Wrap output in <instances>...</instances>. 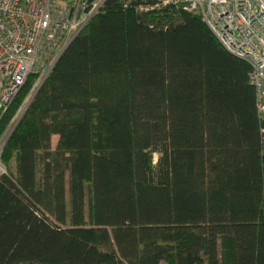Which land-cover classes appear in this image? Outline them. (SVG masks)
Masks as SVG:
<instances>
[{
  "label": "trees",
  "instance_id": "obj_1",
  "mask_svg": "<svg viewBox=\"0 0 264 264\" xmlns=\"http://www.w3.org/2000/svg\"><path fill=\"white\" fill-rule=\"evenodd\" d=\"M251 69L183 0H106L4 146L0 264H264Z\"/></svg>",
  "mask_w": 264,
  "mask_h": 264
},
{
  "label": "built area",
  "instance_id": "obj_2",
  "mask_svg": "<svg viewBox=\"0 0 264 264\" xmlns=\"http://www.w3.org/2000/svg\"><path fill=\"white\" fill-rule=\"evenodd\" d=\"M106 0H0V121L31 74L30 93L0 137V174L7 139L58 58ZM232 53L247 59L264 122V0H183ZM264 156V123L261 128Z\"/></svg>",
  "mask_w": 264,
  "mask_h": 264
},
{
  "label": "rangeland",
  "instance_id": "obj_3",
  "mask_svg": "<svg viewBox=\"0 0 264 264\" xmlns=\"http://www.w3.org/2000/svg\"><path fill=\"white\" fill-rule=\"evenodd\" d=\"M161 156L164 159L165 166L168 168V162H169V159H170V153L168 151H164V152H161V153H159V152L158 153H155V160H158ZM10 165H11L10 168H13L14 167V162L13 161H10ZM112 169H113V172H114V176L115 177L120 176L119 175L120 174L119 173L120 172V170H119L120 169V164L119 163H117V162L115 163L114 162L113 163V166H112ZM167 176H170L169 173L167 174ZM214 251H215V255H218V249H217V247H215Z\"/></svg>",
  "mask_w": 264,
  "mask_h": 264
},
{
  "label": "crops",
  "instance_id": "obj_4",
  "mask_svg": "<svg viewBox=\"0 0 264 264\" xmlns=\"http://www.w3.org/2000/svg\"><path fill=\"white\" fill-rule=\"evenodd\" d=\"M120 170V169H119ZM119 173H121V172H119ZM120 175V174H119ZM119 177V176H118Z\"/></svg>",
  "mask_w": 264,
  "mask_h": 264
},
{
  "label": "bare ground",
  "instance_id": "obj_5",
  "mask_svg": "<svg viewBox=\"0 0 264 264\" xmlns=\"http://www.w3.org/2000/svg\"><path fill=\"white\" fill-rule=\"evenodd\" d=\"M120 172H121V170H120Z\"/></svg>",
  "mask_w": 264,
  "mask_h": 264
}]
</instances>
